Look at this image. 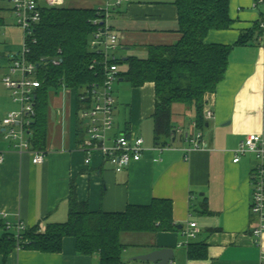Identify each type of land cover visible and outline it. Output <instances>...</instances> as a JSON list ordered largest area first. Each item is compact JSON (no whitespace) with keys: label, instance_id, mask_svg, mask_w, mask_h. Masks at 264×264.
<instances>
[{"label":"crops","instance_id":"1","mask_svg":"<svg viewBox=\"0 0 264 264\" xmlns=\"http://www.w3.org/2000/svg\"><path fill=\"white\" fill-rule=\"evenodd\" d=\"M62 1L58 8L91 11L107 3V0ZM109 3L114 4L115 0ZM40 4L48 8L44 0ZM12 13L11 0H0L2 84L10 74V56L21 51L13 44L17 43L16 28L7 20ZM229 16L230 29L211 31L205 39L206 44L233 49L224 80L205 107L213 112V117L206 120L203 131L194 127V107L175 104L171 140L167 146H157L154 84L134 88L126 77L128 64H120L121 77L114 87L116 110L111 136L143 138L145 148L142 160L121 172L115 171L100 154L94 155L89 165L85 164L82 146L86 121L82 120L81 112L89 106L87 102L78 104L74 91L63 87L49 92L42 165H35L30 153H20L15 148L16 142L4 138L2 121L20 106L12 101L15 106L9 105L5 110L0 97V154L4 156L0 164V219L6 225L11 224L10 231L16 232L18 223L27 230L37 227L40 232L50 224L66 223L74 187L78 200L87 203L92 212L124 213L129 206H149L155 200L171 203L172 230L121 236L126 246L124 264H154L135 257L161 249L174 251L170 264H259L264 235L259 239L253 236L259 219L251 212L252 179L257 163L252 155L242 157L237 164L233 161L235 151L247 136L264 134V48L255 30L261 9L254 7V0H230ZM110 26L118 36L117 58L123 62L130 57L145 59L148 47L172 46L182 38L175 0H126L114 8ZM251 31H255L254 39L238 45L241 35ZM197 131L205 145L193 149L183 134L192 136ZM159 147L165 149L161 151ZM190 223H196L199 232L186 245L183 233ZM0 232L4 230L0 228ZM132 239L135 241L129 242ZM0 264H100V261L98 255H80L75 240L66 238L60 253L16 249L6 259L0 255Z\"/></svg>","mask_w":264,"mask_h":264},{"label":"trees","instance_id":"2","mask_svg":"<svg viewBox=\"0 0 264 264\" xmlns=\"http://www.w3.org/2000/svg\"><path fill=\"white\" fill-rule=\"evenodd\" d=\"M230 0H175L179 12L181 40L172 46L148 47L145 59L130 57L120 64L129 66L127 79L134 88L147 83L155 87V142L167 146L173 134L172 115L175 104L194 107L196 128L206 129L204 110L209 97L224 80L233 47L209 45L205 39L211 31L228 30ZM97 11L65 7L42 8L40 23L30 42L28 59L38 64L41 87L35 92V117L28 140L33 150L44 151L47 143L48 96L51 90L66 87L76 94L78 104L84 103L85 91L103 83L100 65L90 69L97 58L90 43L97 27L93 21ZM256 32L260 35L259 22ZM255 31L243 33L238 45L254 39ZM61 60L59 67L45 62ZM31 135V136H30ZM0 255L5 259L16 249L42 253H60L66 238H73L82 256H99L100 264H124L125 233H157L173 229L172 205L155 200L149 206H129L124 213L92 212L77 198L75 188L70 194L69 219L64 224H50L44 232L25 229L17 237L0 219ZM191 247V246H190ZM193 252V251H192ZM190 252V256L195 255Z\"/></svg>","mask_w":264,"mask_h":264},{"label":"built area","instance_id":"3","mask_svg":"<svg viewBox=\"0 0 264 264\" xmlns=\"http://www.w3.org/2000/svg\"><path fill=\"white\" fill-rule=\"evenodd\" d=\"M48 8H54L63 4L62 0H44ZM126 0H115L114 4L107 3L97 9V18L93 24L97 27L90 43L96 52L97 58L90 69L100 65L103 70V83L93 85L85 91L82 98L88 104V108L81 112L82 120L86 121V139L82 146L85 153V164L89 165L96 154L102 155L104 160L110 163L115 171L121 172L131 164L142 160L145 153L144 140L140 137L119 134L111 136L115 125L116 101L114 97V85L120 79L119 59L116 55L118 48V36L111 31L110 20L114 8L120 7ZM41 0H11L13 14L17 17V24L24 32L23 48L19 53L10 56V74L4 77L3 84L10 91L13 101L19 104L18 111L10 112L2 121L4 138L16 142L15 148L20 153L28 152L32 155L35 165L45 162V153L33 150L28 140L33 118L35 117V92L41 87L38 78L39 65L28 59L30 54V42L36 26L42 17ZM254 7L261 9L259 20L260 35L258 42L264 48V0H254ZM1 36V32H0ZM55 67L61 65V60L45 62ZM213 112L209 108L204 110L205 120H210ZM196 128V123H194ZM183 136L191 143L193 149L204 147L202 134L197 131L192 136ZM161 151L165 147H159ZM252 155L256 160L253 172V191L251 212L259 219L258 225L253 229V236L257 239L264 235V134L247 136L235 151L234 163H239L242 157ZM4 162L3 154H0V164ZM6 218V215H3ZM17 237L25 230L22 223L16 226ZM11 229V224L7 223ZM199 230L196 223H190L183 235L185 244L189 245L197 238ZM259 243V241H258ZM264 264V251L260 254V263Z\"/></svg>","mask_w":264,"mask_h":264},{"label":"rangeland","instance_id":"4","mask_svg":"<svg viewBox=\"0 0 264 264\" xmlns=\"http://www.w3.org/2000/svg\"><path fill=\"white\" fill-rule=\"evenodd\" d=\"M8 6V4H7ZM8 24L9 25H14V27L16 28V31L14 32V38L17 39V43H13L16 44L19 47V50L23 48V43H24V32L23 30L18 26L17 24V17L12 13L9 14L8 18ZM114 87H116V84L114 85ZM55 92V91H53ZM0 97H2V105H4V109L6 110V108H9V105L11 106H15V104H13V98L11 97L9 91H7L5 89V87L2 84V81L0 79ZM4 232H0V236H2ZM135 240L132 239L129 242H134ZM128 242V241H127Z\"/></svg>","mask_w":264,"mask_h":264},{"label":"water","instance_id":"5","mask_svg":"<svg viewBox=\"0 0 264 264\" xmlns=\"http://www.w3.org/2000/svg\"><path fill=\"white\" fill-rule=\"evenodd\" d=\"M173 259L174 251L171 249H161L135 257V260L142 262H152L154 264H170L173 262Z\"/></svg>","mask_w":264,"mask_h":264}]
</instances>
